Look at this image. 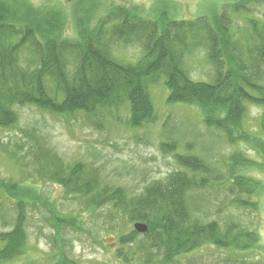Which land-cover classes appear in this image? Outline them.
I'll return each mask as SVG.
<instances>
[{"label":"trees","instance_id":"1","mask_svg":"<svg viewBox=\"0 0 264 264\" xmlns=\"http://www.w3.org/2000/svg\"><path fill=\"white\" fill-rule=\"evenodd\" d=\"M251 1L223 5L212 16L178 19L169 3L146 10L104 0L43 7L29 0H0V130L17 124L18 107L33 106L64 118L84 114L88 124L99 128L103 117L113 118L125 104L129 126L142 128L157 120L151 88L161 81L168 91L167 104L197 109L204 126L222 132L228 144L238 147L219 168L196 153L195 146L192 154L187 144L185 152L178 153L176 140L164 141L162 151L174 155L179 170L150 182L141 193H131L102 184L99 170L86 173L82 161L65 165L35 136L38 154L32 162L41 181L83 200L87 211L110 207L112 214L148 226L143 234H119L117 258L122 262L127 261V246L142 255L144 264H181L203 246L244 253L259 242V233L247 225L210 219L213 202L217 214L224 204L207 199L208 193L221 194L228 201L225 207L257 211L252 199L264 191L250 174L255 169L264 173V117L256 128L247 124L249 105L264 108V17H252ZM236 15L244 17L246 26L234 29ZM71 26L73 37L66 32ZM117 44L140 45L142 56L135 63L123 62L113 53ZM197 50L207 53L212 82L195 81L184 68ZM96 117L100 121L94 122ZM242 145L262 162L246 156ZM9 154L18 168L26 165L21 161L26 156ZM34 177L28 171L29 180L23 183L0 176V223L11 227L0 230V264L31 250L25 225L33 201L40 199ZM69 218L54 215L60 227L82 228ZM59 256L62 264H71L64 249Z\"/></svg>","mask_w":264,"mask_h":264},{"label":"rangeland","instance_id":"2","mask_svg":"<svg viewBox=\"0 0 264 264\" xmlns=\"http://www.w3.org/2000/svg\"><path fill=\"white\" fill-rule=\"evenodd\" d=\"M29 1L43 7L52 3L67 5L70 0ZM237 1L240 0H104L113 6L137 5L146 10L153 5L162 7L169 3L168 6L173 7L172 13L178 19L212 16L219 12L223 5L229 6ZM249 7L252 17H264V0H252ZM146 12L152 13V10ZM233 18L234 29L246 26L244 17L236 15ZM66 32L69 37H73L72 26ZM113 53L123 62L135 63L142 56V48L136 44H117ZM184 68L195 81L212 82L215 78L205 50H197L190 55ZM160 82L151 88L157 120L138 129L128 124V104L123 105L121 112L118 115L115 113L113 118L110 115L103 117L100 129L88 124L84 114L64 118L33 106L17 108V124L13 128L0 130V176L24 183L29 180L26 176L30 171L35 176L32 180L36 182L34 184L41 200L36 198L33 201V208L29 209L25 225L31 250L22 258L8 264H62L59 256L61 249H64L71 264H144L142 255L133 254L128 246L125 247L127 261L122 262L117 258L118 236L127 235L134 230V223L115 212L112 214L110 207L95 213L87 211L83 200L76 201L74 195L67 194L57 184L41 181L34 171L32 159L38 154L36 136L46 143L65 165L82 161L86 164V173H91L94 168L99 170L102 184L121 186L131 193H141L150 182L163 180L179 170L174 155L162 151L161 144L164 141L176 140L178 153L185 152L187 144L191 146L187 153L192 154L195 146L196 153L207 157L219 168L223 167V161L238 147L228 144L222 132L204 126L197 109L186 105L167 104L168 91ZM262 117L264 108L249 105L247 124L250 128L261 125ZM98 121L100 120L96 117L94 122ZM241 148L254 162H262L261 157L250 148L243 145ZM10 151L17 158L26 156L21 160L26 164L22 169L11 160ZM42 164L44 165V160ZM250 174L264 186L263 172L255 169ZM207 196L209 201L224 204L223 210L217 214L218 205L213 202L210 219H216L223 225L226 222H234L233 220L247 225L259 233V242L253 251L244 253L210 245L203 246L184 257L181 264H264V191L259 197L252 199L258 204L257 211L225 207L228 201L221 194L208 193ZM54 215L66 216L68 219L71 216L75 221L77 219V224H83L82 228L75 229L68 225L60 227L55 223ZM10 228H4L0 223L1 231H8ZM56 238L60 241L57 242Z\"/></svg>","mask_w":264,"mask_h":264},{"label":"water","instance_id":"3","mask_svg":"<svg viewBox=\"0 0 264 264\" xmlns=\"http://www.w3.org/2000/svg\"><path fill=\"white\" fill-rule=\"evenodd\" d=\"M134 230L140 234H143L148 231V226L142 222H137L134 224Z\"/></svg>","mask_w":264,"mask_h":264}]
</instances>
